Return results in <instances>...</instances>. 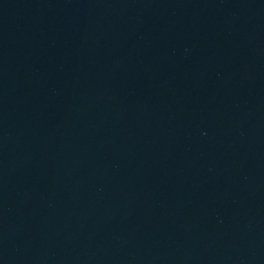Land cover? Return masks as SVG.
I'll return each mask as SVG.
<instances>
[{
	"label": "water",
	"instance_id": "95a60500",
	"mask_svg": "<svg viewBox=\"0 0 264 264\" xmlns=\"http://www.w3.org/2000/svg\"><path fill=\"white\" fill-rule=\"evenodd\" d=\"M0 264H264V0H0Z\"/></svg>",
	"mask_w": 264,
	"mask_h": 264
}]
</instances>
